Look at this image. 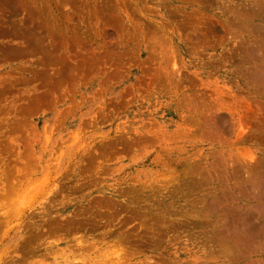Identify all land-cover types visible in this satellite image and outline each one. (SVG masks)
<instances>
[{"label": "rangeland", "instance_id": "374dc122", "mask_svg": "<svg viewBox=\"0 0 264 264\" xmlns=\"http://www.w3.org/2000/svg\"><path fill=\"white\" fill-rule=\"evenodd\" d=\"M0 264H264V0H0Z\"/></svg>", "mask_w": 264, "mask_h": 264}]
</instances>
